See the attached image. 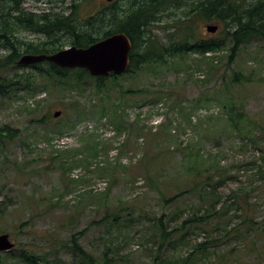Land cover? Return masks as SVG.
I'll return each mask as SVG.
<instances>
[{"label": "rangeland", "instance_id": "obj_1", "mask_svg": "<svg viewBox=\"0 0 264 264\" xmlns=\"http://www.w3.org/2000/svg\"><path fill=\"white\" fill-rule=\"evenodd\" d=\"M25 7L61 11L44 1ZM209 25L218 31L209 33ZM169 26H159L158 34L165 37ZM192 28L204 39L224 37L218 21H195ZM226 56L219 53L208 65L188 55L120 79L124 88L143 91L135 96H123L114 81L98 90L90 80L78 89L1 100L0 126L20 133L0 146V234L15 244L13 258L0 264H28L17 260L23 250L71 264L64 246L83 231V248L101 261L109 248L112 264H183L208 241L209 249L189 264H264V170L258 171L264 167V43L243 47L230 69ZM233 72L251 82L232 84ZM117 104L120 126L100 119L97 111ZM76 106L84 110L82 122L65 134L32 122L61 111L49 122L63 125L78 117ZM86 133L105 151L89 158L91 165L71 166L82 157L75 150L88 148ZM184 190L175 202L165 201ZM163 228L170 236L163 238Z\"/></svg>", "mask_w": 264, "mask_h": 264}, {"label": "trees", "instance_id": "obj_2", "mask_svg": "<svg viewBox=\"0 0 264 264\" xmlns=\"http://www.w3.org/2000/svg\"><path fill=\"white\" fill-rule=\"evenodd\" d=\"M28 1L31 0H0V101L22 98V94L35 95L43 91H54L66 86L78 89L81 85H90V80L98 90L106 88L108 80L114 81L123 96H135L143 91L126 89L118 81L136 76L146 69L171 66L188 55H198V62L206 61L209 65L219 59L217 54L225 52V65L230 69L243 47L255 42L264 43V0H116L112 3L104 0H32L37 4L44 1L49 6L60 5L59 12L52 9L32 11L25 7ZM90 8L92 19L90 13L84 14V10ZM179 13L181 15L178 18L171 21L165 19L171 15L177 17ZM195 21H218L223 26L224 37L204 39L197 36L192 28ZM162 25H172L165 29V37L157 32ZM24 33L41 36L44 40H30L23 36ZM119 33H125L132 42L130 67L120 76L94 78L85 69H63L49 62L29 66L19 64L25 55H51L68 47L87 48ZM248 82L251 79L237 72L232 73V84ZM120 106L102 107L97 111L100 119L108 116L112 124L120 126L119 123L124 122L123 117L114 118ZM75 109L78 117L63 125H51L49 119L55 118L54 115H43L32 122L49 133L62 135L65 134L64 131L75 130L82 122L80 116L84 115V110L80 106ZM19 133V130L8 125L0 126V146H3L6 139L14 140ZM81 136L88 140V148L75 150L76 155L82 157L77 158L76 165L71 166L77 167L83 163L91 165L89 158L98 159L101 152L105 151V146L94 134L86 133ZM194 156L203 158L200 153ZM71 166L67 170L70 171ZM262 170L264 167H260L258 171ZM186 192L188 190L181 191L172 198H165V201L175 202ZM205 212L208 213L209 210ZM204 220L203 217L187 222ZM83 234L85 231L72 234L68 244L64 246L73 257L71 264H112L114 258L110 255L109 248L103 253L102 261L83 248L79 242V237ZM168 236L170 235L163 228V238ZM211 244L213 242L208 241L197 245L182 263L189 264L197 253L206 252ZM11 252H0V260L4 257L13 258ZM17 260L28 264H64L58 255L47 258L24 250ZM166 264L172 263L167 261Z\"/></svg>", "mask_w": 264, "mask_h": 264}, {"label": "water", "instance_id": "obj_3", "mask_svg": "<svg viewBox=\"0 0 264 264\" xmlns=\"http://www.w3.org/2000/svg\"><path fill=\"white\" fill-rule=\"evenodd\" d=\"M112 3L116 0H105ZM215 34L218 26H207ZM132 42L125 33H119L100 40L87 48L69 47L51 55H25L19 62L29 66L42 62L52 63L63 69H85L92 77L108 78L126 73L131 64ZM61 111L54 113L58 118ZM15 244L8 234H0V252H10Z\"/></svg>", "mask_w": 264, "mask_h": 264}, {"label": "flooded vegetation", "instance_id": "obj_4", "mask_svg": "<svg viewBox=\"0 0 264 264\" xmlns=\"http://www.w3.org/2000/svg\"><path fill=\"white\" fill-rule=\"evenodd\" d=\"M91 19H92V14H91Z\"/></svg>", "mask_w": 264, "mask_h": 264}]
</instances>
